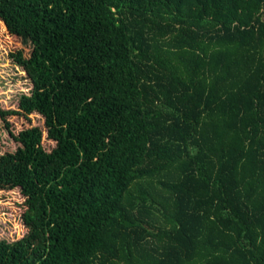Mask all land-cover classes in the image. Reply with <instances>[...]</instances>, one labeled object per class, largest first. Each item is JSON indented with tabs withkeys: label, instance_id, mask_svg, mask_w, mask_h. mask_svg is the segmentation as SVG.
Returning <instances> with one entry per match:
<instances>
[{
	"label": "trees",
	"instance_id": "obj_1",
	"mask_svg": "<svg viewBox=\"0 0 264 264\" xmlns=\"http://www.w3.org/2000/svg\"><path fill=\"white\" fill-rule=\"evenodd\" d=\"M11 19L32 89L0 116L43 128L0 154L27 228L0 264H264V0H0Z\"/></svg>",
	"mask_w": 264,
	"mask_h": 264
},
{
	"label": "rangeland",
	"instance_id": "obj_2",
	"mask_svg": "<svg viewBox=\"0 0 264 264\" xmlns=\"http://www.w3.org/2000/svg\"><path fill=\"white\" fill-rule=\"evenodd\" d=\"M30 50L29 40L23 35L22 20L11 19L8 25L1 20L0 107L3 109L18 108L21 94L30 93L32 89V82L20 57V55L28 56ZM7 121L9 125L0 116V154L13 151L17 147L18 143L13 135H17L22 129L34 125L43 128V118L37 112L31 113L28 117L18 114L10 115ZM54 144L55 142L48 139L44 132L45 148L50 150ZM23 200L24 197L17 188H0V238L12 240L27 230L21 219V213L25 208Z\"/></svg>",
	"mask_w": 264,
	"mask_h": 264
}]
</instances>
